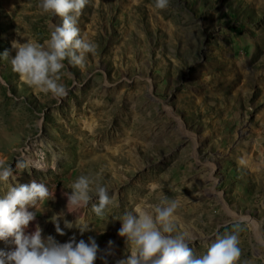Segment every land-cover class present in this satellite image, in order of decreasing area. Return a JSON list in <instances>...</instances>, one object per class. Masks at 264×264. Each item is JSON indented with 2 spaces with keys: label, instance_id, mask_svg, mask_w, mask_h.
<instances>
[{
  "label": "rangeland",
  "instance_id": "1",
  "mask_svg": "<svg viewBox=\"0 0 264 264\" xmlns=\"http://www.w3.org/2000/svg\"><path fill=\"white\" fill-rule=\"evenodd\" d=\"M38 4L0 0V54L14 56V40L50 38L60 18ZM78 27L96 51L82 68L64 61V97L28 86L11 56H0V160L13 166V185L35 180L53 193L26 234L38 223L59 243L94 237L96 264L130 255L109 207L103 217L91 205L67 213L63 193L79 176L102 173L119 207L117 195L133 185H142V210L178 200L177 232L196 256L237 231L236 264H264V0H169L165 9L155 0H88ZM117 149L135 160L114 159ZM17 161L26 167L15 170ZM61 211L88 230L61 220L59 235L50 219Z\"/></svg>",
  "mask_w": 264,
  "mask_h": 264
},
{
  "label": "clouds",
  "instance_id": "2",
  "mask_svg": "<svg viewBox=\"0 0 264 264\" xmlns=\"http://www.w3.org/2000/svg\"><path fill=\"white\" fill-rule=\"evenodd\" d=\"M87 3L88 0H39L38 7L43 13L60 18V23H50V38L43 43L30 38L24 43L14 40L11 48L15 55L12 56L8 50L0 54L3 58L11 56L12 70L22 82L55 98L67 95L66 86L60 83L64 61L67 59L71 65L82 68L87 55H94L96 51L94 43L82 37L78 27L79 17ZM168 4L169 0H155L158 9H165ZM25 167L20 161L15 164V170ZM101 179L102 173L94 177L79 176L72 183L71 191L63 193L67 200V213L72 214L73 210L91 205L95 215L103 217L113 203V197L109 187L100 183ZM10 180H16L13 166L0 160V184L4 186L0 196V241L11 239L15 245L11 250L0 249V264H96L100 248L94 237H89L88 242L83 239L77 242L73 237L66 243H59L51 235L45 237L38 223L34 232L26 234L30 223L36 220L39 206L53 193L47 185L35 180L15 185ZM153 187L149 185L150 189ZM150 207L152 211L142 210L137 205L119 219L121 228L118 235L125 240L130 255L117 264H236L238 261L241 250L237 231L218 234L206 253L196 256L187 234L177 232L179 201L165 197ZM30 208L36 211H29ZM65 216L66 213L61 211L50 219L59 235L65 234L60 226L61 220L68 229L79 228L81 234L88 230L87 226H79L81 218L77 217L74 225ZM112 247L113 242L109 241L108 248ZM111 254V251L106 253ZM104 264H107L106 258Z\"/></svg>",
  "mask_w": 264,
  "mask_h": 264
},
{
  "label": "bare ground",
  "instance_id": "3",
  "mask_svg": "<svg viewBox=\"0 0 264 264\" xmlns=\"http://www.w3.org/2000/svg\"><path fill=\"white\" fill-rule=\"evenodd\" d=\"M87 141H88V139H87ZM115 151L118 153L117 154L113 153L112 156L114 157V159H116L118 161L135 160V158L130 156V155L124 156L123 154H121V149H117ZM71 161H74V159L72 158ZM131 187L132 188L125 186L124 188H122V192L125 194L123 197L121 195H117V199H119V197H120L122 200H124L123 202H124L125 206L119 207L117 205L116 200L113 201V203L108 206L110 209L107 212L109 216H111L113 218L115 216H119L121 218L125 214V212L132 211L137 205H139L138 203L140 202V198L142 196H144L141 192L142 185L141 186L140 185H133ZM193 187H194L193 185H189L184 190L189 192V190L193 189ZM127 196L129 197V199ZM152 196H153V194L150 192L146 195V198L151 200ZM141 205H142V203H140L139 206H141ZM187 208H189V207H187Z\"/></svg>",
  "mask_w": 264,
  "mask_h": 264
}]
</instances>
